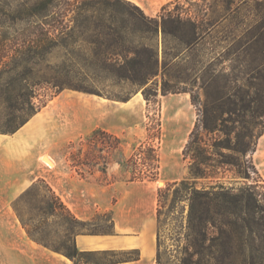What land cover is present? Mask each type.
Returning a JSON list of instances; mask_svg holds the SVG:
<instances>
[{
	"label": "rangeland",
	"instance_id": "rangeland-1",
	"mask_svg": "<svg viewBox=\"0 0 264 264\" xmlns=\"http://www.w3.org/2000/svg\"><path fill=\"white\" fill-rule=\"evenodd\" d=\"M34 1H37V11L31 14L29 6ZM241 2L235 0V4ZM204 3L219 8L222 1L171 0L150 15L130 0H0V125L11 124L14 116L6 113V106L22 102L23 98L16 92L20 84L35 87L36 102L43 97L46 87L52 94L55 84H66L39 110L37 124L30 126L23 138V145L31 152L30 175L41 172L47 179L38 177L22 191L15 190L14 198L5 204L11 218L0 222V229L11 227L13 230L8 264H50L44 253L55 256L56 264H68L63 251L73 246L77 232L110 229L109 211L95 215L92 223H81L63 207V201L56 198L49 184L46 168L50 166L42 161L44 156L49 161L47 156L52 158L59 174L83 178L94 185L128 181L139 175H146L148 180V176L154 175L159 189H164L188 174L191 147H202L204 142L210 145L213 137L219 135L224 139L223 132L214 133L209 129L226 108L228 78L241 77L264 94V52L250 49L253 41L248 42L247 51L240 52L221 50L218 42L210 38L186 47L176 36L163 35L160 29L133 35L134 43L152 45L159 54L158 70L145 83L117 76L118 65H114V60H104L106 55H112L117 63L123 62L121 49L128 43L124 41L126 33L122 29L133 16L160 22L163 14L176 8L180 11L187 8L190 15H197ZM41 21L47 22L57 34L47 49L38 43L41 33L37 23ZM232 26L238 27L236 20ZM231 29L228 26L226 32L229 34ZM237 40L228 39L234 44ZM164 50L166 66L162 69ZM177 53L179 56L172 58ZM221 68H224L222 73L211 76L209 70ZM198 69H202L200 78L195 75ZM64 100L69 107L61 106ZM222 127L228 130L230 125ZM97 128L119 137L121 143L118 145L114 138L101 136L99 141L110 144L107 164L104 166L102 159L95 158L90 168L72 167L70 156L78 149L81 157L101 155L86 140ZM261 131H264V117L240 128L230 149H225L229 154L215 156L228 164L207 168L212 176L198 179V183L218 180L238 189L258 180V191L264 195V182L256 172L250 153ZM195 137V143L185 149ZM140 146L145 152V147L156 149L158 161L135 163L133 155ZM79 172H84V177ZM158 208L159 264H180L186 255L187 238L191 239L187 227L188 202L186 199L173 202L170 190L158 200ZM205 253L206 250L202 252L204 258ZM111 258L115 257L77 255L75 260L82 263Z\"/></svg>",
	"mask_w": 264,
	"mask_h": 264
},
{
	"label": "trees",
	"instance_id": "trees-1",
	"mask_svg": "<svg viewBox=\"0 0 264 264\" xmlns=\"http://www.w3.org/2000/svg\"><path fill=\"white\" fill-rule=\"evenodd\" d=\"M177 1V0H175ZM222 4L211 6L204 3L197 15H190L189 9L182 11L168 10L163 14L161 21L138 20L133 16L132 21L122 29L126 34L120 55L123 62L117 63L116 58L112 55H106L104 60H114L117 66V76L126 78L131 82L145 83L158 70L159 54L152 45L146 43H134L133 35L151 33L161 30L163 35L172 34L185 44L186 47H193L202 40L213 39L218 42V48L225 51L236 50L240 52L247 51L249 41H253L250 49L264 52V0H242L241 3L235 4V0H221ZM166 7L163 6V10ZM29 11L35 14L37 11V1L30 3ZM252 14V16H251ZM236 20L238 27H231L232 21ZM41 37L39 46L47 49L55 42L56 33L52 31L47 22L41 21L37 23ZM232 28L229 34L226 29ZM130 35V37L127 36ZM229 38H237V44L228 41ZM166 51H163V60L161 61L162 69L166 66ZM178 53L172 55V58L178 57ZM117 57V56H116ZM221 70H209L211 76L213 73L221 72ZM208 71V70H207ZM208 71V72H209ZM202 69H198L195 73L200 78ZM164 73V71H163ZM229 87H226L225 95L227 103L226 108L221 110V114L217 116L216 123L212 126L210 132H223L224 139L215 136L210 145L205 144L202 147H191L193 152L190 155L191 163L189 164L188 174L179 181H173L166 185L164 189L158 190V200L160 201L167 192L172 190V201L186 199L188 202L187 227L191 232V239L187 238L185 256L180 259V264H264V195L258 191L257 181L247 184L238 189L233 186L226 185L220 181L214 183H198V179H205L212 176L211 171L207 168L224 167L228 164L226 160L215 159V156L226 157L225 149H230L233 139L237 138L240 128L250 124L257 118L264 117V94H260L250 83L242 81L241 77L231 76L227 79ZM65 83L55 84L54 92L50 94L49 87H46L43 97L37 102V91L35 87H27L20 84L16 87V92L23 99L22 102H11L6 106L7 114H13L11 124L3 127L0 125V133H13L18 130L32 115L38 112L46 105L48 99L56 95L63 89ZM163 92L166 89L163 88ZM5 113V114H6ZM15 113V114H14ZM224 124H229V129H223ZM261 131L257 138L263 133ZM194 133V129L190 135ZM112 137L117 144L121 143L119 137L112 133L97 128L86 136L89 146L95 147L101 151V155H91V157H81V149L73 152L70 156L71 166L80 168L82 166L89 167L90 162L95 158L102 159L105 166L108 162V148L104 141H99V137ZM256 138V140H257ZM197 137L191 139L185 149L194 144ZM200 140V139H199ZM256 140L250 153L255 149ZM100 142V144H99ZM137 148L134 153V162L146 160L152 162L158 161V154L153 147ZM102 152L105 154L103 155ZM143 153V156H142ZM146 153V155H144ZM185 157V150H184ZM214 161V164L210 162ZM90 168V167H89ZM256 169V168H255ZM212 172H214L212 170ZM256 172L258 173L257 169ZM89 173H92L91 171ZM84 177V172H79ZM260 177V175H259ZM261 178V177H260ZM145 176L131 177L128 181L143 180ZM153 176H148V180H153ZM264 188V183H263ZM59 199L58 196H56ZM63 207L71 212L62 202ZM160 209L157 210L159 218ZM73 218L81 223H92V220H79L74 215ZM159 240V239H158ZM206 250V257L202 252ZM63 253L73 261V264H100L103 260H88L80 263L76 261L77 255L81 256H100L96 252L79 251L74 243L73 246L66 247ZM106 255V254H103ZM159 241L157 264H159ZM102 257V256H101ZM103 258V257H102ZM240 259V261H235Z\"/></svg>",
	"mask_w": 264,
	"mask_h": 264
},
{
	"label": "crops",
	"instance_id": "crops-1",
	"mask_svg": "<svg viewBox=\"0 0 264 264\" xmlns=\"http://www.w3.org/2000/svg\"><path fill=\"white\" fill-rule=\"evenodd\" d=\"M130 1L151 15L171 0ZM67 100L61 104L63 108L70 106L66 104ZM40 112H36L13 134L0 133V222L11 218L5 204L14 198L15 190L22 191L38 177L47 179V175L41 172L30 175L31 152L23 145L26 131L37 124ZM47 157L51 160L49 165L42 161L50 166L46 168L49 171V184L77 219L91 220L101 212H110L109 230L75 234L74 243L79 251L96 252L103 258L115 257L103 259L100 264H157L159 186L154 180L114 181L94 185L83 178L59 174L52 158L49 155ZM251 157L264 182V132L257 138ZM35 163L37 166V161ZM12 243V228L0 229V263L11 262ZM44 254L50 264L57 263L55 256ZM119 255L122 257L116 258ZM67 262L73 264L69 258Z\"/></svg>",
	"mask_w": 264,
	"mask_h": 264
},
{
	"label": "bare ground",
	"instance_id": "bare-ground-1",
	"mask_svg": "<svg viewBox=\"0 0 264 264\" xmlns=\"http://www.w3.org/2000/svg\"><path fill=\"white\" fill-rule=\"evenodd\" d=\"M43 160H44V162H45L47 165L50 164V161H49L47 158H44Z\"/></svg>",
	"mask_w": 264,
	"mask_h": 264
}]
</instances>
